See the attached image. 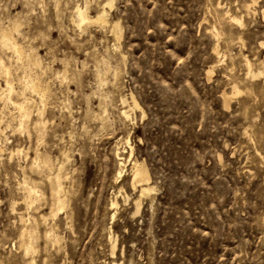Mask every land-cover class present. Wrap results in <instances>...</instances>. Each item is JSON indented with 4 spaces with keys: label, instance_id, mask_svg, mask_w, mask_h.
<instances>
[{
    "label": "rangeland",
    "instance_id": "1",
    "mask_svg": "<svg viewBox=\"0 0 264 264\" xmlns=\"http://www.w3.org/2000/svg\"><path fill=\"white\" fill-rule=\"evenodd\" d=\"M107 1L0 0V29L24 53L0 42L14 88L0 69V264H264V0ZM86 4L108 23L80 29ZM25 78L39 92L23 93ZM125 97L141 107L129 119ZM17 103L31 109L25 130ZM134 159L156 187L139 213ZM30 183L40 199L27 205Z\"/></svg>",
    "mask_w": 264,
    "mask_h": 264
},
{
    "label": "bare ground",
    "instance_id": "2",
    "mask_svg": "<svg viewBox=\"0 0 264 264\" xmlns=\"http://www.w3.org/2000/svg\"><path fill=\"white\" fill-rule=\"evenodd\" d=\"M251 2H252V0H251ZM253 3H256V0H254L253 1ZM114 5V0H108L106 3H105V6H109V7H112ZM252 6H253V4H251ZM249 3H247V4H244V10L246 11V12H251L252 10V6H251ZM74 20V23L80 28V29H82L84 26H86V25H88V24H91V23H99V24H102V25H105V24H107L108 23V21H107V13H106V11H105V7L102 9V12L100 13V15L94 20L90 15H89V13H88V11H87V4H86V6L85 7H82V6H78L77 8H76V10H75V12H74V18H73ZM233 20V19H232ZM234 21V20H233ZM236 22H238L239 24H242V21L241 20H236ZM19 25H14V29L15 28H17ZM112 32L115 34V36H116V39L119 41L120 40V38H121V36H122V29H121V27H120V25L119 24H115L114 26H113V29H112ZM0 42L6 47H10V48H13V50L14 51H16L17 53H19V55L22 57V55L24 54L23 53V50H22V48L23 47H21L20 45H18V43L15 41V39H14V37H13V33H12V29H10V28H5V29H0ZM262 44V46L264 47V42H262L261 43ZM6 47V48H7ZM216 54H217V52H216ZM18 55V54H17ZM19 56V57H20ZM35 56H37V55H35ZM24 57V56H23ZM24 59V58H23ZM19 60V59H18ZM22 60V59H21ZM247 61V60H246ZM20 62V61H19ZM32 62L34 63V65H36V66H41V60H40V58L39 57H34V59L32 60ZM21 64V63H20ZM23 65V64H22ZM27 65H28V63H27ZM21 66V65H20ZM248 66H249V68L251 67V64L250 63H248ZM29 67V66H28ZM32 68V67H31ZM0 69L3 71V72H5V74H6V76H7V82H6V85H7V87H8V89H9V91L12 93V92H14V88H13V85H12V83L9 81V79L11 78L10 77V71H9V67L5 64V62H4V60H3V58L0 56ZM24 69V68H23ZM0 70V71H1ZM25 70V69H24ZM43 70V69H42ZM28 71V70H27ZM4 74V75H5ZM25 74V73H24ZM250 74V73H249ZM252 74V73H251ZM250 74V75H251ZM254 74V73H253ZM263 74V72H259V74L257 73V75H262ZM25 76V75H24ZM255 76V75H254ZM28 77V76H27ZM21 78V77H20ZM19 78V79H20ZM24 78V77H23ZM254 78V77H253ZM23 81V80H22ZM22 84V83H21ZM23 86H24V89H23V93H25L26 91H28L29 92V90H31L32 92L31 93H34L35 91H38L39 92V88H38V82H37V79H35V78H25L24 79V84H23ZM22 86V87H23ZM45 86V85H44ZM7 87H6V89H7ZM46 87V86H45ZM7 89V90H8ZM1 90V89H0ZM3 90H4V88H3ZM235 90H236V93H240V91L238 90V88L237 87H235ZM2 91V90H1ZM22 91V90H21ZM41 91H44L43 89L42 90H40V92ZM5 92V91H4ZM9 92V93H10ZM27 93V92H26ZM44 93H46V92H44ZM43 93V94H44ZM48 93V92H47ZM4 94V93H3ZM10 95V94H9ZM42 95V94H41ZM23 96H26L25 94L23 95ZM8 97V96H7ZM11 98V97H10ZM43 100V99H42ZM130 100H132V99H130ZM28 101V100H27ZM122 104H123V108H122V111H121V115L124 117V118H126V119H129L130 118V112H131V110H134V108L136 109V108H138L137 110H139V108H141L140 106H139V104L137 103V101L135 100V98H134V106H132V107H134L133 109L132 108H130V105L128 104V100L126 99V97L125 98H122ZM10 102V101H9ZM13 102V101H12ZM43 102V101H42ZM131 103H132V101H131ZM13 104H15V103H13ZM133 104V103H132ZM17 105V108L19 109V111H20V115H21V117H20V128L19 129H21V130H25L26 128H27V122L30 120V117H31V109H29L28 107H27V104L26 103H17L16 104ZM29 106H30V104H29ZM230 106V99H229V97L227 98L226 97V99H225V107H229ZM31 107V106H30ZM16 108V107H15ZM142 110V109H141ZM43 111V110H42ZM143 112V111H142ZM19 113V112H18ZM38 114H39V111H38ZM40 116H41V114H39ZM99 115V114H98ZM87 116H88V114H87ZM39 118H37V120H38ZM42 119V118H41ZM40 119V120H41ZM95 119V118H94ZM38 121V122H40V124L37 126V129H38V132H39V134H37L38 136H39V138H40V140L41 139H43V135H44V132H45V128H46V123L44 122V120H41V121ZM35 122V121H34ZM37 122V123H38ZM34 125V124H33ZM30 126V125H29ZM36 125H34V127H35ZM32 127V126H31ZM30 132V131H29ZM35 133V132H34ZM45 137V136H44ZM43 141V140H42ZM127 146L130 148V151H131V153L133 152V149H132V147H131V144H130V142H129V140L127 141ZM38 150V149H37ZM119 150V149H118ZM37 152V151H36ZM40 153V152H39ZM42 153V152H41ZM38 154V153H37ZM41 155H43V153L41 154ZM35 156V155H34ZM39 156V155H38ZM39 158V157H38ZM117 158L119 159V161H120V165H121V168H120V171H119V173H118V177H117V179H120L122 176H123V174H124V172H125V168H126V165H125V162H124V159L122 158V153H120L119 151H118V153H117ZM36 161V160H35ZM40 162H41V165H43V166H45L46 167V169L48 168L47 166L51 163V159L48 157V156H46L45 155V157H42L41 159H40ZM39 163V162H38ZM34 164V163H33ZM37 164V163H36ZM36 164H35V166H36ZM126 164H127V162H126ZM54 165V164H53ZM119 165V166H120ZM131 171L133 172V184H132V186L131 187H133L134 188V191L135 190H137V189H139L138 191H139V194H140V197L138 198V200L136 201V209H137V213H139L140 212V210H141V199L143 198V197H145V196H148V195H151L154 191H155V186L153 185V183H152V178H151V175H150V173H149V170H148V168L146 167V164H144L143 162H139V161H135V159H134V162L132 161V163H131ZM42 166V167H43ZM38 167H39V164H38ZM42 167H40V168H42ZM34 168V167H33ZM36 168V167H35ZM40 168H39V170H40ZM62 168V167H61ZM43 169H44V167H43ZM45 169V170H46ZM38 170V171H39ZM37 171V172H38ZM50 171H52V168H51V170ZM42 172V170L40 171V173ZM46 172H47V170H46ZM50 173V172H49ZM62 173V172H61ZM60 173V174H61ZM49 177V176H48ZM51 177V176H50ZM49 177V178H50ZM54 178V177H53ZM51 179L50 181H51V184H50V186L52 187V191H53V196H54V199H55V212H54V216L56 217L57 215H58V213L60 212V211H62L65 207H66V205H67V203H68V201H67V199L66 198H64V192H65V187L63 186V181H62V176L61 175H59V176H57L55 179ZM25 182V181H24ZM28 186H27V193H28V195L26 194L25 195V197H27V201H28V203L29 204H27V205H32L33 204V202L34 201H36V200H39L40 198H39V195H38V190H37V185H36V187L35 186H33V185H31V183L30 184H27ZM25 186V185H24ZM24 189H26L25 187H24ZM133 190V189H132ZM25 191V192H26ZM26 199V198H25ZM26 201V202H27ZM117 205H118V203H117V201H114L113 203H112V207L115 209L116 207H117ZM34 207V206H33ZM115 217V214L113 215V218ZM21 219H22V217H21ZM34 221V220H33ZM46 222V221H45ZM28 224H29V222H28ZM37 224V223H36ZM34 226V225H33ZM26 228L28 227V226H25ZM25 228V229H26ZM30 228V227H29ZM32 228V227H31ZM38 228V227H37ZM34 229V227L32 228V230ZM31 230V229H30ZM51 231V230H50ZM49 231V232H50ZM23 232V231H22ZM34 232H35V230H34ZM30 232L29 231H27V229H26V231H24V234L23 233H21V234H23L24 236H25V239H24V237L22 238V239H24V241H23V243H24V249H26V252L27 253H29V252H32V253H34L33 251H34V247H33V243L31 244V242L29 241V236H28V234H29ZM37 232H35L34 234H36ZM48 233V232H47ZM33 234V235H34ZM23 235H21V236H23ZM29 235H31V233L29 234ZM49 235V234H48ZM111 235V234H110ZM29 238V239H26L27 237ZM36 236V235H35ZM34 236V239H36L37 237H35ZM33 237V236H32ZM31 237V238H32ZM111 237H113L112 235H111ZM33 239V240H34ZM59 239V238H58ZM112 239V238H111ZM60 240V239H59ZM115 240V239H114ZM57 241V240H56ZM111 241V240H110ZM113 241V240H112ZM111 241V242H112ZM112 251V254L111 255H113L112 256V258L113 257H115V255H116V243L115 242H113V245H112V249H111ZM26 253V254H27ZM33 260V259H32ZM31 264V263H30ZM33 264H35V263H33ZM112 264H121V263H117L116 261H113V263Z\"/></svg>",
    "mask_w": 264,
    "mask_h": 264
}]
</instances>
